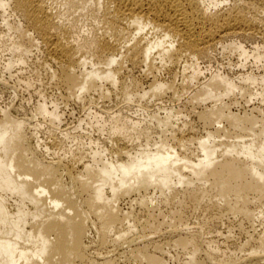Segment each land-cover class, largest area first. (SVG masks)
Listing matches in <instances>:
<instances>
[{"label": "bare ground", "instance_id": "1", "mask_svg": "<svg viewBox=\"0 0 264 264\" xmlns=\"http://www.w3.org/2000/svg\"><path fill=\"white\" fill-rule=\"evenodd\" d=\"M9 8L36 36L6 21L7 31L15 36L11 51L17 53V63L23 64L34 47L42 46L70 96L79 99L95 91L106 98L117 89L126 100L187 96L194 106L203 107L196 118L212 128L199 138L193 127L171 135L177 145H197L198 158L192 161L166 139L151 144L149 129L139 120L114 115L109 117L111 135L143 139L144 145L136 149L118 137L116 150H91V163L74 174L62 160H45L47 148L37 123L0 109V264H113L126 255L145 264H166L142 252L152 246L161 250V244L192 247L190 263L199 264L193 257L202 231L191 228L187 216L196 211L205 220L237 215V227L247 233L244 246L249 247L238 264H264V236L255 226L264 218V114L236 115L232 103L221 101L232 102L237 96L251 100L258 94L246 85L254 86L256 80L215 72L199 83L200 72H194L178 90L159 79L180 61L190 66L208 61L216 45L229 37L259 36L264 42V19L256 14L264 11V0H0L3 13ZM58 8L72 14L86 11L94 20L92 37L75 35V25L66 23ZM237 49L248 56L244 46L238 44ZM254 50L258 52V46ZM261 61L259 55L254 58L256 64ZM126 69L149 73L141 80L147 87L125 80ZM207 100H213L211 107ZM38 110L52 122L58 119L57 111L48 112L45 104ZM221 123L227 124L223 131L215 128ZM158 124L164 136L162 128L171 123L166 117ZM220 137L237 140L216 141ZM186 171L196 184L186 178ZM142 189L158 195L141 201L143 220L130 219L111 206L119 193ZM46 195L51 210L42 203ZM160 206L167 207L165 215ZM89 215L95 222L88 221ZM93 230L97 240L88 241ZM109 245L120 253L101 252ZM204 252L207 259L216 255L210 246Z\"/></svg>", "mask_w": 264, "mask_h": 264}, {"label": "rangeland", "instance_id": "2", "mask_svg": "<svg viewBox=\"0 0 264 264\" xmlns=\"http://www.w3.org/2000/svg\"><path fill=\"white\" fill-rule=\"evenodd\" d=\"M58 11L66 23L69 22L75 25V35L92 37L93 27L91 25L94 20L86 11H77L73 14L67 13L63 8H58ZM256 14L257 18L264 19L263 10L258 9ZM6 21L19 26L23 32L36 39V36L23 20L10 8L5 13L0 10V109L8 110L13 118H25L40 126L38 136L47 148V152L43 156L46 161L58 162L62 160V164L66 169L77 174L83 171V164L91 163L89 158L91 150L94 151L97 148L99 152L103 149L116 150L117 146L114 140L118 137L123 138L124 142L136 149L143 146V139L133 140L127 136L116 135L115 137L111 135V120L109 117L114 115L139 120L142 127L149 129L151 144L166 139L181 156H186L192 161L198 158V149L195 143L185 142L177 145L176 140L172 139L171 135H176L180 130L185 132V129L188 130L189 127H193L196 137L199 138L204 135L207 129H211L212 127L204 126L196 118V112H199L203 107L194 106L190 103V99H187V96L176 98L171 97L169 94L161 98L146 97L140 99L134 97L126 100L117 91L119 89L111 90L106 98L95 91L84 92L79 99L70 96L69 91L60 81L61 72L50 62L42 46L34 47L24 57L23 64L17 63L18 55L11 51V44L14 43L15 36L12 32L7 31ZM79 40L81 43L82 39ZM238 44L249 51L248 56H241L237 49ZM256 46L259 48L258 52L254 50ZM258 55L262 57V61L256 64L254 58ZM9 62L12 65L7 70L5 65ZM194 72H200L199 83L215 74V72H219L230 79H236L239 75L250 76V78L256 80V83L254 86H246L250 87L252 92L258 94L256 97L249 100L247 97L237 96L232 102L229 99L221 101L227 104L232 103L230 105L231 111L236 115H243L244 113L251 115L252 113V115L258 116L264 114V82L261 81L264 77V42L261 37H229L221 44L216 45L208 61L199 62L192 66L189 63L185 65L184 61H180L171 66L170 72L160 73L159 79L172 82L175 89L181 90V88L186 87L188 77ZM144 74L149 73L126 69L123 71V78L127 81L136 80L142 87H147V81L141 82L145 78ZM196 82L197 80L192 82L190 91L195 89ZM212 101L207 100L205 102L206 106L211 107ZM43 104H45L48 112L57 111L55 112L58 114L57 120L52 122L50 117L39 112L38 108ZM53 106L57 107L53 109ZM166 117L171 123V127L168 129L162 128L167 131L162 136L158 120H163ZM215 128L223 131L227 128V124L221 123L215 125ZM66 133L67 135H65ZM236 140L220 137L216 141L232 142ZM185 176L188 179L193 178L194 183H197L195 177L189 176L187 171ZM64 182L67 183V180ZM178 189H181V187H178ZM147 197L158 198V195L152 189L132 191L129 194L121 192L111 206L117 209L116 211L127 214L130 219L133 217L139 218L141 215L144 218L141 201L146 200ZM49 198L50 195H46L42 199V203L47 210H51L49 200L47 201ZM8 205L12 206V201ZM159 208L160 212L165 215L167 207L160 206ZM187 216L190 227L199 228L202 231V243H200V246L195 244L197 251L194 254L193 261L199 264H238L248 254L249 247L244 246L247 241V233L244 231L245 229L240 231L237 227L240 221L237 215L229 214L227 217H223L224 219L221 221L212 218H206L205 220L200 211H196L194 214L189 213ZM142 218L139 219L143 220ZM88 221L95 222V219L89 215ZM255 226H257V234L264 236V218L261 219L260 224L255 222ZM137 232L140 236L141 233ZM146 234L150 233L147 232ZM96 240L97 234L93 230L88 241ZM160 240L158 239L156 242ZM207 246H210L216 253L212 259H207L205 255L204 249ZM101 252L107 253L109 256H116L120 253V250L109 245ZM142 252L154 256L156 260H162L166 264H191L193 250L190 246L187 249H180L172 244H161V250L152 246L143 248ZM113 264H145V262L126 255L118 257Z\"/></svg>", "mask_w": 264, "mask_h": 264}]
</instances>
